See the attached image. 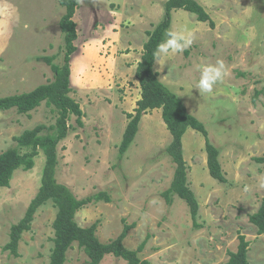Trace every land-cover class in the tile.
Wrapping results in <instances>:
<instances>
[{
  "label": "rangeland",
  "instance_id": "1",
  "mask_svg": "<svg viewBox=\"0 0 264 264\" xmlns=\"http://www.w3.org/2000/svg\"><path fill=\"white\" fill-rule=\"evenodd\" d=\"M165 1L79 0L70 95L83 111L82 125L75 116L68 121L69 133L58 145L56 180L80 199L104 191L109 201L82 206L76 222L96 223V236L105 243L132 224L123 245L131 250L142 245L138 257L148 264H227L240 234L249 241V264H264V234L249 221L264 197L259 187L264 163L256 160L264 156V0H197L214 27L184 9L172 10L169 31H191L193 43L182 54H169L162 71L154 63L159 80L204 124L227 179L220 183L210 176L205 137L187 128L182 148L187 184L198 203L195 219L182 199L173 195L168 203L163 195L175 163L166 151L171 135L161 109L142 114L133 141L119 154L127 113H135L140 98L136 66ZM63 13L58 0H0V96L53 78L37 57L55 55L53 61L61 62ZM217 61H223L227 74L211 93H199V69ZM54 122L55 112L44 102L29 114L0 110V153L16 146L13 137L25 129ZM43 165L40 153L31 170L17 169L9 186L0 187V264L49 263L56 213L51 201L36 210L30 229L22 233L18 256L2 248L10 226L23 217L39 188ZM64 264H88L77 242ZM99 264L127 262L106 254Z\"/></svg>",
  "mask_w": 264,
  "mask_h": 264
},
{
  "label": "trees",
  "instance_id": "2",
  "mask_svg": "<svg viewBox=\"0 0 264 264\" xmlns=\"http://www.w3.org/2000/svg\"><path fill=\"white\" fill-rule=\"evenodd\" d=\"M58 3L64 8V13L59 20V27L63 33L61 62L53 61L56 58L55 55L37 57L39 61L50 67L53 78L29 91L0 96V110L15 108L20 114H29L31 110L44 102L55 112L54 123L38 124L25 129L13 137L16 146L9 147L0 153V187L9 186L17 169L31 170L35 164V158L40 153L44 156L39 188L30 200L23 217L10 226L8 241L2 248L13 256H18V244L22 233L30 229L36 210L47 201H51L56 208V213L52 221L53 246L48 264H64L66 252L73 242H77L78 247L87 255L88 264H99L106 254L122 258L127 264H148L146 260H140L138 257V251L142 245L134 250L123 245V239L133 227L132 224L123 225L119 235L105 243L96 236V223L83 227L76 222L75 214L82 206L99 200L109 201L104 191L80 199L69 187L56 180L58 145L69 133L68 121L71 116H75L76 123L82 125L83 116L79 103L70 95L73 91L70 81V60L77 51L74 43L77 39L74 14L79 0H58ZM174 9H184L194 14L197 20L208 22L210 27H214V21L209 13L197 0H166L164 2L162 18L154 29L147 33L148 39L143 44L142 55L136 66L135 77L140 87V98L136 102L135 113H127L129 121L122 134L119 154L124 153L133 141L142 114L153 109H161L162 119L171 135L166 151L175 163L172 180L163 195L168 203L172 202L173 195L178 196L187 204L191 217L195 219L198 203L187 184L186 162L182 148V136L187 128L195 129L205 137L206 163L210 176L220 183H225L227 179L218 158L219 150L209 141L204 124L188 112L182 99L159 80L158 72L154 69L157 46L166 39ZM256 160L264 163V156ZM249 221L256 227L257 234H264V197L258 209L249 215ZM238 239L237 249L229 252L227 264H249L247 259L249 241L242 234L238 236Z\"/></svg>",
  "mask_w": 264,
  "mask_h": 264
},
{
  "label": "clouds",
  "instance_id": "3",
  "mask_svg": "<svg viewBox=\"0 0 264 264\" xmlns=\"http://www.w3.org/2000/svg\"><path fill=\"white\" fill-rule=\"evenodd\" d=\"M166 39L162 41L156 49L155 57L156 63L161 67L157 71H162L163 66L166 63V57L171 53L182 54L186 49H188L192 43L194 34L191 31H169L166 34ZM223 61H217L215 65H205L201 67L200 78L196 85V89L199 93H211L214 85L221 81L227 73L224 71ZM86 71V66L81 65L80 72L83 74ZM259 187L264 188V178H261L259 182Z\"/></svg>",
  "mask_w": 264,
  "mask_h": 264
}]
</instances>
